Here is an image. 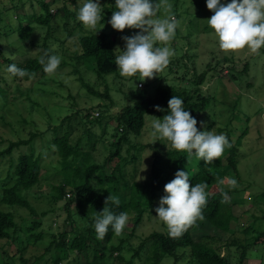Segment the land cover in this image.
<instances>
[{"label":"trees","instance_id":"1","mask_svg":"<svg viewBox=\"0 0 264 264\" xmlns=\"http://www.w3.org/2000/svg\"><path fill=\"white\" fill-rule=\"evenodd\" d=\"M170 1L177 2L178 0ZM114 2L115 0H101L100 4L109 14V10H115ZM1 3L2 1L0 6H2ZM68 3L71 7L65 3L56 9L54 15H51L47 0H37L38 11L32 12L27 18L21 20L22 22H19L20 17L16 16V25L14 18L9 16L10 11L0 9V41L5 42L7 48H14L13 42L15 41L20 48L14 49L24 53L30 45L26 43L30 42V38L36 34L35 30L48 29L41 43L39 42L36 46L41 49L39 57L14 62L5 57L1 50V112L7 106V88L13 82H29L37 76L44 78L46 73L39 59L45 52L50 55L54 54L51 49L54 43L49 42L55 39L52 37L54 31L50 26L53 19L62 20L61 31L67 39L73 41L72 51L67 48L63 50L64 53L67 52L68 57L67 59L62 58L61 65L70 63V73L79 85L77 88L85 90L87 94L96 99L111 100L106 78L112 76L113 79H120L119 70L115 65V56L118 54L115 52L118 33L108 34L98 27L94 30H85L86 28L76 18L75 9L79 7L80 1L72 0ZM16 8L12 6L11 9ZM31 8L33 9V6ZM173 13L175 14L176 11L173 10ZM105 20L103 16L102 23ZM189 24L191 28L195 25L192 20ZM12 36L15 39L11 38ZM64 41L65 38L60 42ZM31 45L35 46L36 43H31ZM229 63L230 66H223ZM233 63L234 60L227 58L217 61L213 66L211 76L219 78L221 70L218 71L217 68L221 66L227 70L230 80L238 82L237 78L241 73L235 69ZM10 64L26 69L29 74L23 78L13 76L6 70ZM81 67L84 68V72H92L95 75L97 85L104 86L103 92H99L84 79ZM137 75L133 79L141 80ZM185 76L186 73L182 79L186 82H181L180 86H158L150 96L147 95L149 83L146 80H143L144 89L135 87L130 92L132 103L123 107L114 118L110 119V122L116 123L111 136L116 138V141L108 144V153L102 163L95 161L91 151L83 149L81 135L72 143V135L79 126L85 128L82 133L89 141L93 139L95 134L88 124L99 125L101 129L99 138L104 137L108 122L103 125L102 120L109 108L102 104L96 105L95 108L99 112L95 117L90 112L94 110L92 107L86 109L83 115L80 113L83 111L79 110L70 116H65L60 120L59 125L51 128L50 136L46 135L45 131H32L26 139L0 140V204L7 208L6 211L0 209V242L3 240L6 243L14 242L19 233L24 234L17 247L19 264H30L29 259L23 257V253L29 246L35 242H42L45 238L41 230L45 222L42 219L48 217H52L48 222L50 226L57 225L58 233H51L49 241L43 243V254L39 256V260L44 259V264H63L65 258H70L67 264H167L168 262L179 264L185 257H189V264H233L231 259L220 256L213 247V242L221 243V240L205 235L195 241L191 234L195 225L190 226L179 238L170 237L167 227L164 232L154 231L143 238L138 236L145 217L154 213V206L164 195V186L174 178L178 170L188 171L193 184L205 183L207 185V202L202 209L204 219L197 220L202 221L200 224L208 225L213 230L229 232L231 224L235 223L236 219L245 221L249 216L248 213H236L234 205H230L221 193V189L228 194V190H235L241 185L238 166L245 157L241 147L247 131L242 130L241 127L236 128L233 124L240 122L237 111L238 100H233L231 104L222 101L228 113V119L224 125H218L215 117L212 118L216 101H213L212 105L211 94H203L201 90V84L205 82V72L189 80ZM46 80L39 82L44 84ZM59 85L63 86L61 82ZM41 90L47 95H58L54 90ZM68 95L71 96L70 91ZM172 95L184 100L185 107L198 122V129H201L200 122H203L202 130L210 131L216 128L215 131L218 134L223 133L227 136L231 147L227 148L220 158L205 163L195 155L188 156L185 152H177L171 145L166 147L163 139L156 140L146 146L152 148L147 176L141 181L136 180L138 155L143 146L130 144V140L141 134L148 116L162 118L167 114L168 101ZM155 106L165 111H155ZM43 109L47 110L46 107ZM6 112L0 114L1 126H10L5 119ZM237 130L241 132L235 134ZM37 138L41 140V147L38 151H36L35 141ZM94 146L95 141L92 140L90 150H93ZM123 146H127L124 156L121 154ZM47 152H50L49 157H57L56 162L59 169L57 174L60 176V182L58 185H50V191L42 197L48 200L49 207L39 213L27 197L32 195L36 186L40 185L41 179L47 178L43 166V158L45 154H48ZM114 160L117 161L111 165ZM109 166L111 167L110 172H108ZM50 167L54 166L50 165ZM229 177L236 179V187L233 188L227 184L226 178ZM222 180L223 184H221ZM66 192L69 193L67 199ZM245 192V187L239 190V194L244 195V198L250 196ZM109 195L119 197L120 204L117 206L108 202L105 205ZM260 196L264 198V193ZM37 199L41 200L39 196ZM104 206L109 207L116 214L126 211L131 217L129 218L132 221L131 227L126 226L119 235L109 227L103 239H98L93 224L96 213L102 211ZM20 210L30 215V218L26 219L19 212ZM56 210L63 211V213L55 215ZM251 216L257 220L255 215ZM25 221H28V224L24 225ZM66 222L71 227L69 231L64 228ZM243 234L247 235V238L244 239L246 243H242L239 247L241 252L237 262L240 264L247 257V252L253 245L256 243L262 245L264 242V229L260 232L249 225L243 230ZM225 245L229 247V243Z\"/></svg>","mask_w":264,"mask_h":264},{"label":"rangeland","instance_id":"2","mask_svg":"<svg viewBox=\"0 0 264 264\" xmlns=\"http://www.w3.org/2000/svg\"><path fill=\"white\" fill-rule=\"evenodd\" d=\"M2 1L0 9L2 11H10V18H14L16 25V16L20 17L19 22H22L25 17L31 15L32 12L38 11L37 0H0ZM72 0H47V4L50 6V14L54 15L58 7L63 4H67L69 7L71 5L68 2ZM81 2V0H79ZM101 1V0H100ZM224 3L230 2V0H223ZM55 3V4H54ZM173 5L172 11H176L175 16L181 21L180 26L176 30L175 38L170 42V47L175 50V55L171 58L170 63L166 68L157 74H154L153 78L144 80L148 81L149 85L147 87L148 96L152 95L155 88L158 86H169L177 85L180 86L181 82L185 80L182 79L184 73H186L187 80L192 79L193 76L200 75L205 72V82L201 84V90L203 94H211V102L216 101L214 104V109L212 112V118L215 117V121L218 125H224L228 119V113L225 111V105L231 104L233 100H238V115L240 116V122L233 123L235 127H241L242 130H246L247 133L244 138L241 151L245 154V157L240 161L238 166V173L240 176L241 185L235 190H228L226 200L230 202V205H234L236 213H248L247 219L245 221H238L236 219L230 226L229 232H222L219 230H213L208 225H205L197 221L191 230L192 237L197 241L200 237L208 235L214 236L221 243L213 242V247L220 254V256L227 257L231 259L233 264H240L238 261L240 245L247 238V235L243 234V230L251 225L253 229L262 232L264 229V198H261V194L264 193V47L257 51H252L247 47L241 50L227 52L219 48L217 39L213 34V30L209 28L206 20L213 14L206 8V0H178L177 2L170 1ZM14 4V5H13ZM12 6H16V9H11ZM33 6V9L31 8ZM107 14L103 11V16L106 18L103 24H98L97 27L103 30L105 33H118L116 37L115 48L119 47L121 50L124 48V41L122 37L132 36L138 32V29H128L125 28L121 32L113 30L108 24V20L111 17L112 11ZM158 16L166 15L163 7L157 13ZM190 20H192L193 28L190 27ZM62 20L53 19L50 26L54 31L52 37L54 40H49L53 42L51 49H53L54 54L60 55L63 59H67V52L64 53L63 50L66 48L72 51L71 44L73 41L67 39L65 34L61 31ZM35 30V36L30 38V44L26 51H16L14 48H20L13 42L14 48H7L5 44L0 41V52H4L5 57L13 60L14 62H22L25 59L39 57L41 54V49L36 46L41 43L46 31ZM89 30V29H85ZM11 38L15 39L14 36ZM16 38H18L16 36ZM64 42H60L64 40ZM31 43H36V45H31ZM24 45V42H22ZM31 46V47H30ZM15 53H18L15 55ZM234 60L233 65L237 71H240V75L237 78L238 82L232 81L229 78L227 70L218 67L220 71L219 78L212 77L213 66L215 63L222 59ZM68 64V62H67ZM61 65V64H60ZM230 66L225 64L223 66ZM70 63L68 65H61L55 74L46 73L44 78L36 77L29 82H13L10 87L7 88V106L0 114L6 111V120L10 123V126H1L2 121H0V140H22L29 136L32 131L43 132L50 136L51 128L54 125H59V122L65 116H70L76 111L80 112L81 115L85 114L86 109L91 107L94 110L90 112L95 117L99 112L96 105L102 104L107 106L109 109L104 114V120H102L103 125L106 124L107 130L104 137L99 138L100 126H91L88 124L92 132H94V137L89 141L82 132L85 130L83 126H79L77 130L74 131L72 135V143L79 137L82 136V147L84 150L91 151L93 158L97 163H102L103 158L107 156V148L109 143L116 141V138H112L113 129L116 127L115 122H110L111 117L114 118L120 110L131 104L132 100L130 97V92L137 89H144L143 77L138 74L139 79H133V77H125L120 75V79H113L112 76L107 77V85L109 90L110 101L105 99H96L93 96L87 94L83 89L77 88L78 83L75 81V77L71 75ZM83 73V77L88 81L95 89L99 92L104 91V86H99L96 83L95 75L92 72H84V68H80ZM184 77V78H185ZM46 80V83L42 84L39 81ZM60 82L63 86L59 85ZM186 82V81H185ZM140 84V85H139ZM45 91L54 90V94L47 95ZM71 93L69 97L68 93ZM226 95H224V94ZM224 96V97H223ZM36 105L34 106V103ZM1 105V104H0ZM47 108V112L43 109ZM157 118V117H155ZM151 117L145 121L144 128L139 136L132 138L130 144L142 145L143 149L139 152L137 163L138 173L136 175V180H143L140 177L147 176L148 168L152 153V148L146 147L148 144L155 142L150 135L151 132ZM159 119V118H158ZM82 125V124H81ZM214 131L216 128H213ZM216 132V131H215ZM237 130L235 134L240 133ZM217 133V132H216ZM218 134V133H217ZM92 140L95 141V146L93 150H90V144ZM164 140V139H163ZM162 140V141H163ZM36 151L41 147L40 139L36 140ZM89 141V142H88ZM87 142V143H86ZM166 147L170 146V142L164 140L163 142ZM128 146V145H127ZM127 146H123L121 150L122 156H124L125 149ZM133 152V151H131ZM44 155L43 166L45 167L46 179H41L39 181V186H36L32 195L28 196V201L30 204L41 213L49 207L48 200H44V195L50 191V185H58L60 182V176L57 174L59 171L57 166V157H49L50 152ZM117 160L111 162L114 165ZM143 164L146 166V170L143 171ZM54 166L53 168L50 167ZM111 167H108V172H110ZM227 187V186H226ZM245 187V193L250 196H245L244 192L239 194V190ZM41 200H38L37 197ZM66 199L69 198V193L66 192ZM254 198V200H253ZM233 203V204H232ZM155 205L153 208V214L149 217H145L142 227L138 231L139 238L148 236L154 231H166V225L163 224L158 218H156ZM0 209L6 211L7 208L0 204ZM249 210V212H248ZM26 217L30 218V215L24 213L22 210L19 211ZM55 215L61 214L63 211L56 210ZM257 217V220L253 216ZM63 218V217H62ZM131 218V217H129ZM244 218V217H243ZM52 217L43 218L45 221L41 227L43 231V237H45L42 242H35L29 246L23 253L25 259H29L30 264H44V259L39 260V256L43 254V243L49 241L51 233H58L57 225H51L50 221ZM55 219V218H54ZM132 221L129 219L126 224L127 227H131ZM28 224V221L23 223ZM67 231L71 227L66 222L65 227ZM24 234L19 233L16 237V241L6 243L4 240L0 242V264H19L17 247L20 245V240ZM229 243V247L225 244ZM212 246V245H211ZM247 257L241 262V264H264V248L260 243L253 245L247 252ZM70 258H65L63 264H67ZM189 257H185L179 264H189ZM167 264H173L168 262Z\"/></svg>","mask_w":264,"mask_h":264},{"label":"clouds","instance_id":"3","mask_svg":"<svg viewBox=\"0 0 264 264\" xmlns=\"http://www.w3.org/2000/svg\"><path fill=\"white\" fill-rule=\"evenodd\" d=\"M115 10L107 21L117 32L125 28L138 29L135 35L122 37L124 48L115 49V65L119 74L134 77L140 74L151 79L154 74L162 72L175 55L170 42L175 38L176 30L181 21L172 11L170 0H115ZM163 7L166 15L158 16ZM206 8L213 14L206 20L215 35L219 48L231 52L248 48L257 51L264 47V0H206ZM76 10V18L80 24L90 30L97 28L103 21V7L100 0H81ZM103 24V23H102ZM79 35V34H78ZM62 57L45 52L39 59L43 71L55 74L61 64ZM7 72L23 78L29 73L16 64L7 66ZM155 111H165L155 106ZM151 117V116H149ZM153 140L164 139L170 142L177 152H185L188 156L195 155L199 160L210 163L220 158L231 143L223 133L217 134L197 128V120L185 107L184 100L172 95L168 101L167 114L162 118L151 117ZM146 166L143 164V171ZM144 179V177H140ZM231 187L237 186L235 178H226ZM224 181H221L223 184ZM207 185L193 184L190 173L185 170L176 171L174 178L163 189L164 195L155 208L156 218L167 226L172 238L181 237L197 220H203L202 209L207 202ZM223 197L227 193L221 189ZM119 205L117 196H108L106 203ZM129 215L125 212L114 213L104 206L96 213L94 231L98 239H103L109 227L119 235L128 223Z\"/></svg>","mask_w":264,"mask_h":264},{"label":"built area","instance_id":"4","mask_svg":"<svg viewBox=\"0 0 264 264\" xmlns=\"http://www.w3.org/2000/svg\"><path fill=\"white\" fill-rule=\"evenodd\" d=\"M139 85H140V84H139ZM262 246H263V248H264V242H263Z\"/></svg>","mask_w":264,"mask_h":264}]
</instances>
